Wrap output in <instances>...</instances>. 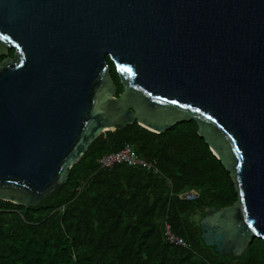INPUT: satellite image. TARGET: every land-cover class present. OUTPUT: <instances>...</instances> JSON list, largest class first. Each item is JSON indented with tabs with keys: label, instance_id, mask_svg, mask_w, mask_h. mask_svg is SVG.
<instances>
[{
	"label": "water",
	"instance_id": "obj_1",
	"mask_svg": "<svg viewBox=\"0 0 264 264\" xmlns=\"http://www.w3.org/2000/svg\"><path fill=\"white\" fill-rule=\"evenodd\" d=\"M1 55L0 198L39 205L107 130L195 120L237 189L203 241L264 238V0H0Z\"/></svg>",
	"mask_w": 264,
	"mask_h": 264
},
{
	"label": "trees",
	"instance_id": "obj_2",
	"mask_svg": "<svg viewBox=\"0 0 264 264\" xmlns=\"http://www.w3.org/2000/svg\"><path fill=\"white\" fill-rule=\"evenodd\" d=\"M107 61L119 94L118 71ZM126 145L156 160L158 171L99 164ZM187 191L197 197H181ZM236 199L230 171L198 134L195 120L163 132L138 122L123 125L101 133L70 168L68 181L39 205L0 198V264H264V238L254 237L235 256L219 254L201 237L208 208ZM166 223L186 246L169 242Z\"/></svg>",
	"mask_w": 264,
	"mask_h": 264
},
{
	"label": "built area",
	"instance_id": "obj_3",
	"mask_svg": "<svg viewBox=\"0 0 264 264\" xmlns=\"http://www.w3.org/2000/svg\"><path fill=\"white\" fill-rule=\"evenodd\" d=\"M102 167H113L116 163H126L130 166H143L154 171H158L157 161L148 160L141 155L130 145H126L119 151L104 154L98 159ZM181 197L186 199H195L197 194L193 191H187ZM166 235L170 243L187 245V242L181 236L176 235L169 223H166Z\"/></svg>",
	"mask_w": 264,
	"mask_h": 264
},
{
	"label": "flooded vegetation",
	"instance_id": "obj_4",
	"mask_svg": "<svg viewBox=\"0 0 264 264\" xmlns=\"http://www.w3.org/2000/svg\"><path fill=\"white\" fill-rule=\"evenodd\" d=\"M118 94V93H117Z\"/></svg>",
	"mask_w": 264,
	"mask_h": 264
},
{
	"label": "rangeland",
	"instance_id": "obj_5",
	"mask_svg": "<svg viewBox=\"0 0 264 264\" xmlns=\"http://www.w3.org/2000/svg\"><path fill=\"white\" fill-rule=\"evenodd\" d=\"M121 81V80H120Z\"/></svg>",
	"mask_w": 264,
	"mask_h": 264
}]
</instances>
